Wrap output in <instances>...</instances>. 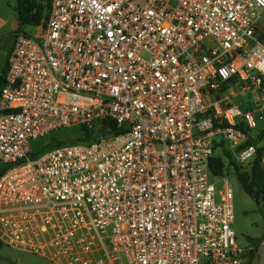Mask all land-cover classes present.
<instances>
[{
    "label": "built area",
    "instance_id": "obj_1",
    "mask_svg": "<svg viewBox=\"0 0 264 264\" xmlns=\"http://www.w3.org/2000/svg\"><path fill=\"white\" fill-rule=\"evenodd\" d=\"M42 1L0 92L3 246L52 264H248L235 175L210 161L218 141L242 167L257 157L242 147L264 130V0ZM73 128L94 139L31 158Z\"/></svg>",
    "mask_w": 264,
    "mask_h": 264
},
{
    "label": "rangeland",
    "instance_id": "obj_2",
    "mask_svg": "<svg viewBox=\"0 0 264 264\" xmlns=\"http://www.w3.org/2000/svg\"><path fill=\"white\" fill-rule=\"evenodd\" d=\"M17 1L18 0H0V73H2L5 68L6 58L12 49L15 34H27L35 38L39 37L40 33H42V31L36 27H19L18 15L16 12ZM236 93L238 92L236 91ZM249 101L250 95L248 94L239 95L234 98V102L244 108L250 106ZM78 132V128H73L67 131H59L56 135L60 137L59 141L61 142H71L78 138ZM35 146H38V143H35ZM262 146H264V141H262ZM220 152H222L221 149ZM263 157L264 155L262 158ZM232 185L235 207V223L233 228L238 236L239 243L244 247L250 248V251H252L254 247L249 243V239H264V201L261 202L258 208L255 201L245 194L235 176L232 178ZM0 260L7 263L23 262L24 264H52L40 256L18 251L6 245L2 248ZM253 264H264V240L258 248Z\"/></svg>",
    "mask_w": 264,
    "mask_h": 264
},
{
    "label": "trees",
    "instance_id": "obj_3",
    "mask_svg": "<svg viewBox=\"0 0 264 264\" xmlns=\"http://www.w3.org/2000/svg\"><path fill=\"white\" fill-rule=\"evenodd\" d=\"M16 12L18 15V25L20 28L24 26L39 27L48 18L49 6L44 4L42 0H18L16 4ZM9 54L6 58L5 68L3 72L0 73V92L5 85ZM78 129V138L72 140L71 142L59 141L60 137H58L56 134H51L45 139L36 142L38 143V146H35L34 144L31 158H36L37 156L58 147L73 145L78 142H87L94 139L92 132L89 133L84 128ZM110 131L116 134V130L114 128H111ZM258 132L260 133L258 138L253 139L251 137L242 148H246L251 145L258 146L262 141H264V130L260 129L259 127ZM225 147L226 146L223 141L215 142V154L210 161V169L212 174L214 176L234 174L245 194L255 201L259 208L261 202L264 201V167L261 163V158L264 155V146H260L258 148L257 157L248 168L240 166L233 158L231 152ZM220 149L222 152H220ZM12 167L13 166L11 165L8 166L0 164V177L12 169ZM263 240L264 239H249V243L253 245L254 248L252 251H250V261L248 264H253L255 255L257 254L258 248ZM2 248L3 244L0 241V253Z\"/></svg>",
    "mask_w": 264,
    "mask_h": 264
},
{
    "label": "crops",
    "instance_id": "obj_4",
    "mask_svg": "<svg viewBox=\"0 0 264 264\" xmlns=\"http://www.w3.org/2000/svg\"><path fill=\"white\" fill-rule=\"evenodd\" d=\"M262 19H261V23H260V29L262 31V33L264 34V11L262 12ZM262 146V142L259 144V147ZM0 264H17L16 262L14 263H7V262H4L2 260H0Z\"/></svg>",
    "mask_w": 264,
    "mask_h": 264
},
{
    "label": "water",
    "instance_id": "obj_5",
    "mask_svg": "<svg viewBox=\"0 0 264 264\" xmlns=\"http://www.w3.org/2000/svg\"><path fill=\"white\" fill-rule=\"evenodd\" d=\"M110 137V135L109 136H107V138H109ZM17 264H24L23 262H18Z\"/></svg>",
    "mask_w": 264,
    "mask_h": 264
}]
</instances>
